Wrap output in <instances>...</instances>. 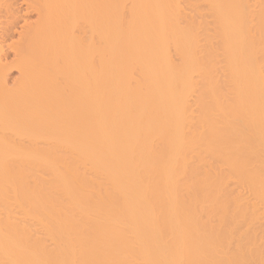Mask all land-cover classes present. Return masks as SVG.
I'll use <instances>...</instances> for the list:
<instances>
[{"label":"bare ground","instance_id":"bare-ground-1","mask_svg":"<svg viewBox=\"0 0 264 264\" xmlns=\"http://www.w3.org/2000/svg\"><path fill=\"white\" fill-rule=\"evenodd\" d=\"M0 264H264V0H0Z\"/></svg>","mask_w":264,"mask_h":264},{"label":"rangeland","instance_id":"rangeland-1","mask_svg":"<svg viewBox=\"0 0 264 264\" xmlns=\"http://www.w3.org/2000/svg\"><path fill=\"white\" fill-rule=\"evenodd\" d=\"M31 18H33V17L31 16ZM10 75H11V76H10V78H9V81L12 80L13 77H15V75H17V74H16V72H13V73H11ZM11 77H12V78H11Z\"/></svg>","mask_w":264,"mask_h":264}]
</instances>
